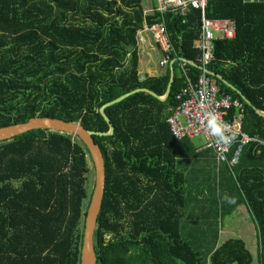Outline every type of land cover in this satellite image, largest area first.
Returning a JSON list of instances; mask_svg holds the SVG:
<instances>
[{
    "label": "trees",
    "instance_id": "obj_1",
    "mask_svg": "<svg viewBox=\"0 0 264 264\" xmlns=\"http://www.w3.org/2000/svg\"><path fill=\"white\" fill-rule=\"evenodd\" d=\"M142 2L0 0V128L36 117L95 133L113 127L111 136L92 137L106 175L93 237L97 264H255L242 240L225 241L204 262L182 238L187 199L176 158L180 142L189 140H175L166 121L179 105L177 95L201 75L193 66L183 75L178 62L200 65L193 44L201 15L164 16L173 44L169 64L163 75L142 78L135 35L161 21L158 13L144 15ZM206 16L235 23L233 40L214 42L206 70L251 105L212 77L220 95L243 104L241 130L256 140L232 173L223 166L255 225L256 264H264V118L258 114H264V4L217 0ZM172 61L165 101L140 92L106 107L104 120L103 106L135 90L164 97ZM88 158L77 137L55 132L0 143V264H80L93 192Z\"/></svg>",
    "mask_w": 264,
    "mask_h": 264
},
{
    "label": "built area",
    "instance_id": "obj_2",
    "mask_svg": "<svg viewBox=\"0 0 264 264\" xmlns=\"http://www.w3.org/2000/svg\"><path fill=\"white\" fill-rule=\"evenodd\" d=\"M213 1L217 0H154L155 7L149 13L151 15L158 13L161 21L151 26L144 24L143 29L135 36L138 47L144 43L143 34L151 37L163 56L159 66L165 69L169 64V54L173 52V44L164 24V16L166 14L185 16L192 10L200 12L199 36L193 45L200 54L198 67L201 75L196 84L187 81V87L176 97L179 105L166 123L170 134L177 141L203 137L206 141L205 147L212 150L217 164L226 165L232 173L239 164L244 148L256 140L241 130L243 104L229 95H220L217 84L207 74L206 66L213 60L214 42L233 40L236 34L234 21L210 19L206 16V8ZM241 1L244 4H264V0ZM144 15L148 16L146 13ZM178 62L180 71L186 76L187 66H191V62L185 59H179ZM233 110L236 113L232 115ZM209 111L214 112L221 122L227 125L228 134L235 137L228 145H217L215 138L208 132L206 114Z\"/></svg>",
    "mask_w": 264,
    "mask_h": 264
},
{
    "label": "crops",
    "instance_id": "obj_3",
    "mask_svg": "<svg viewBox=\"0 0 264 264\" xmlns=\"http://www.w3.org/2000/svg\"><path fill=\"white\" fill-rule=\"evenodd\" d=\"M146 0L142 2V6L144 9V13L151 15L150 10H152L155 7V4L152 2H149V6L145 5ZM143 40L144 43L141 44L138 47L139 52V74L142 78L145 76L149 77H155V76H161L165 73L166 69L160 68L159 63L162 60L163 56L159 49L155 46L154 43L151 40V37L143 34ZM158 55V63H156V60L154 59V56ZM260 112H258L259 114ZM189 142L182 141L179 145V149L183 150V153L187 154H194L198 157L197 163L194 162L193 166L190 167V160L185 155V161H183L182 155H179L176 158V169L177 171L183 173L185 178V190L187 191L189 187L193 190H197L199 195L204 196L205 194H210V188H208V179L207 176L211 172V160H214L215 158L211 150L207 149L205 146L198 148L193 153L191 145H189ZM210 151V153H209ZM182 153V154H183ZM188 161V162H187ZM182 162H187L185 165L188 166L185 168L182 164ZM190 168V169H189ZM220 173V170H219ZM221 181V180H220ZM219 181V183H220ZM208 182V183H207ZM224 197H227V194H223ZM227 199V198H225ZM196 204L200 207H204L203 203L200 201H196ZM225 216L226 220L223 221L221 225V230H218V237L216 239V243L212 249L214 251L217 247L222 245L225 241L229 239H239L242 240L246 248L251 253L253 260H255V264L257 263V248H258V240H257V232L255 231V225L252 221L251 214L247 208V206L239 199L236 201L235 204L229 207V211L223 212L221 217ZM254 232H252V231ZM224 236V237H223ZM255 236V237H254ZM223 237L226 240L220 241V238ZM256 256V257H254Z\"/></svg>",
    "mask_w": 264,
    "mask_h": 264
},
{
    "label": "rangeland",
    "instance_id": "obj_4",
    "mask_svg": "<svg viewBox=\"0 0 264 264\" xmlns=\"http://www.w3.org/2000/svg\"><path fill=\"white\" fill-rule=\"evenodd\" d=\"M149 2L155 4L154 0H146L145 5L149 6ZM154 59L156 60V63H158V55H155ZM205 144L206 141L203 137L194 138L189 142L193 153L198 150V148L202 146L204 147ZM182 153L183 150L179 149V155H182L183 161H185V155L190 160V167L193 166L194 162L197 163V156L194 154ZM187 162H182V164H186ZM185 164L183 166L187 168L188 166ZM211 164V172L207 176L210 194L207 193L204 196H201L197 190H193L191 187H189L186 191V218L184 219L185 221H182L183 228L181 231L182 238L192 244L193 248L200 253L204 262L207 260L208 255L211 254L218 237V230H221L220 227L222 223H224L223 221L226 220L225 216L221 217L222 213L229 211V207L240 199V195L233 184L231 175L225 169V167L223 165L217 164L216 160L215 162L214 160H211ZM89 169V191L91 192L94 188L96 177V170L93 163L89 166ZM223 194H227V197H224ZM229 200H233L234 203H229ZM196 201L202 202L204 207L197 205ZM222 219L223 221H221ZM185 227L187 229H185ZM223 237L220 238V241L221 239L222 241L226 240ZM255 260L256 259H254V262Z\"/></svg>",
    "mask_w": 264,
    "mask_h": 264
},
{
    "label": "water",
    "instance_id": "obj_5",
    "mask_svg": "<svg viewBox=\"0 0 264 264\" xmlns=\"http://www.w3.org/2000/svg\"><path fill=\"white\" fill-rule=\"evenodd\" d=\"M190 65L193 67L199 68L195 64L191 63ZM169 70H170L171 79L168 84L167 92L164 97L159 98L154 93L148 90H141V89L135 90L129 94L122 96L116 101L103 106L100 109V114L102 115L104 120L106 122H109L108 118L104 114V109L106 107L111 106L115 103H119L122 100L126 99L127 97L140 93V92H146L152 95L153 97L159 99L160 101H165L170 94V88H171V84L174 78L173 62L170 63ZM207 74L213 78H217L218 80H220L225 86L230 88L232 91H235L247 105L251 106L250 103L243 96H241L240 93L236 89H234L231 85H229L220 76H217L209 71H207ZM259 115L264 118L263 113H259ZM38 130L55 132V133L66 134V135L77 137V139H79L86 146V148L89 149L90 158H88L87 162H88V166H90L93 163L95 170H96V177H95V183H94L91 200L89 202V205L86 211V216H85L80 264H88L89 259L91 261L90 264H97L93 237H94V232L96 228L97 218H98V215L101 210L102 203H103L106 175H105V163H104L101 150L99 146L95 143L92 137L93 136H111L114 133V129L112 126H110L108 133H95V132L86 130L79 123L65 122L62 120L36 117L23 124H17V125L5 127V128H0V143L11 141L26 133H29L31 131H38Z\"/></svg>",
    "mask_w": 264,
    "mask_h": 264
},
{
    "label": "clouds",
    "instance_id": "obj_6",
    "mask_svg": "<svg viewBox=\"0 0 264 264\" xmlns=\"http://www.w3.org/2000/svg\"><path fill=\"white\" fill-rule=\"evenodd\" d=\"M206 128L210 135L215 138L217 145H228L234 136L228 134L227 125L222 123L219 117L212 111L206 114ZM229 203H234L233 200H229Z\"/></svg>",
    "mask_w": 264,
    "mask_h": 264
},
{
    "label": "bare ground",
    "instance_id": "obj_7",
    "mask_svg": "<svg viewBox=\"0 0 264 264\" xmlns=\"http://www.w3.org/2000/svg\"><path fill=\"white\" fill-rule=\"evenodd\" d=\"M90 262H91V261H90V259H89V262H88V264H90Z\"/></svg>",
    "mask_w": 264,
    "mask_h": 264
}]
</instances>
